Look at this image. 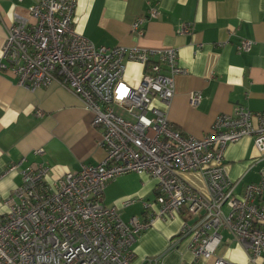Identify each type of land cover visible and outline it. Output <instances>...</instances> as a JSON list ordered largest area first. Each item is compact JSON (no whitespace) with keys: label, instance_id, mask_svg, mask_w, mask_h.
I'll return each mask as SVG.
<instances>
[{"label":"built area","instance_id":"built-area-1","mask_svg":"<svg viewBox=\"0 0 264 264\" xmlns=\"http://www.w3.org/2000/svg\"><path fill=\"white\" fill-rule=\"evenodd\" d=\"M76 3L33 0L29 17L13 14L0 49V72H10L29 90L57 83L79 97L92 113L91 124L101 128L105 154L98 163H83L53 180L45 162L18 169L22 159L8 167L7 172L18 169L20 182L0 197V264H131L140 233L181 208L195 220L184 222L177 238H188L195 263L214 256L222 230L252 262L263 257L264 166L259 180L237 193L241 179L229 176L223 157L229 143L249 136L258 158H264V110L237 105L232 114H218L203 137L182 133L155 104L170 101L174 77L186 72L177 49L97 46L74 27ZM157 15L151 6L148 17ZM148 17L135 19L131 30L143 34ZM190 26L182 24L179 33H188ZM252 45L241 39L237 49L249 51ZM125 59L142 67L136 84L125 79ZM188 97L194 107L201 93L191 91ZM43 151L39 147L34 153ZM185 172L198 173L204 189L187 182ZM127 173L156 180L155 197L140 200L143 219L134 215L124 221L116 207L103 202L107 183ZM158 262L159 256H151L143 264ZM213 264L228 263L216 259Z\"/></svg>","mask_w":264,"mask_h":264},{"label":"crops","instance_id":"crops-1","mask_svg":"<svg viewBox=\"0 0 264 264\" xmlns=\"http://www.w3.org/2000/svg\"><path fill=\"white\" fill-rule=\"evenodd\" d=\"M32 1L0 0V49L13 14L29 17ZM151 6L157 7L155 18L148 17ZM141 16L148 18L143 34L137 35L131 27ZM184 23L191 25L190 31L179 33ZM74 27L97 46L177 49L178 63L186 72L174 77L170 101L156 100L155 104L182 133L203 137L218 114H232L237 105L252 112L264 110V0H77ZM241 39L253 41L249 51L237 49ZM141 74V65L125 59L127 81L136 84ZM191 91L201 93L194 107L189 104ZM91 120L83 101L61 85L29 90L17 85L10 72H0V197H7L20 182L18 169L26 165L47 163L48 179L53 180L77 171L83 163L101 161L105 154L99 145L101 128ZM39 147L43 153L35 154ZM258 155L249 136L227 145L223 159L229 176L241 179L237 193L245 183L259 180L264 158ZM18 162L17 170L7 172ZM182 176L204 189L198 173ZM155 187L156 180L146 174H123L107 183L103 202L116 207L124 221L134 215L143 219L140 200L153 199ZM130 197L139 200L122 206V200ZM194 220L184 208L170 219L154 220L134 242L131 264H143L151 256H159L158 264H213L216 259L228 264H264V256L252 262L227 230L221 231L214 256L195 263L188 238H177L183 223Z\"/></svg>","mask_w":264,"mask_h":264}]
</instances>
